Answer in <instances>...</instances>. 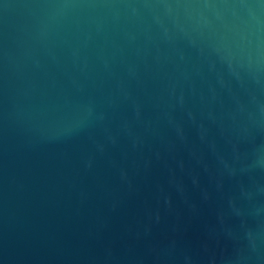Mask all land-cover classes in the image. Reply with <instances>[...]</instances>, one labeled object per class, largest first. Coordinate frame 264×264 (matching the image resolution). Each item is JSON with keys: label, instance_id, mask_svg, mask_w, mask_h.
Masks as SVG:
<instances>
[{"label": "water", "instance_id": "obj_1", "mask_svg": "<svg viewBox=\"0 0 264 264\" xmlns=\"http://www.w3.org/2000/svg\"><path fill=\"white\" fill-rule=\"evenodd\" d=\"M0 264H264V0H0Z\"/></svg>", "mask_w": 264, "mask_h": 264}]
</instances>
